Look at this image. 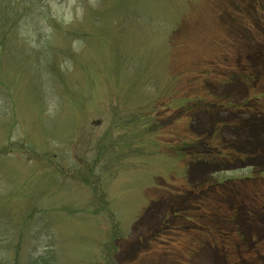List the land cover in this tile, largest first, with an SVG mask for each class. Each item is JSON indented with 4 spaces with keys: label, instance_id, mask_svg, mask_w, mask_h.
Masks as SVG:
<instances>
[{
    "label": "rangeland",
    "instance_id": "rangeland-1",
    "mask_svg": "<svg viewBox=\"0 0 264 264\" xmlns=\"http://www.w3.org/2000/svg\"><path fill=\"white\" fill-rule=\"evenodd\" d=\"M0 264H264V0H0Z\"/></svg>",
    "mask_w": 264,
    "mask_h": 264
}]
</instances>
